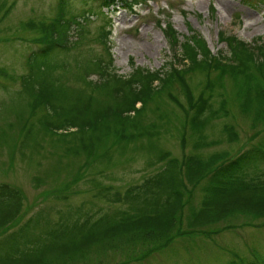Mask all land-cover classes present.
<instances>
[{
  "label": "trees",
  "instance_id": "1",
  "mask_svg": "<svg viewBox=\"0 0 264 264\" xmlns=\"http://www.w3.org/2000/svg\"><path fill=\"white\" fill-rule=\"evenodd\" d=\"M147 1L57 0L52 16L29 18L17 25L31 34L22 37L31 44L23 56L25 72L15 73L0 65V89L10 90L1 78L19 84L15 92L21 100L11 109L13 119L6 126L0 124V154L7 149L11 159L16 155L48 159L51 166L34 177L36 186L60 171L75 170L53 197L61 201L69 200L88 175H103L100 166L130 151L152 154L147 165L158 167L124 192L89 179L95 198L125 208L85 215L78 208L64 216L58 213L57 219L43 209L35 213L37 204L26 205L19 187L0 182V264H67L122 244L133 249L131 257H146L168 241L191 231L202 232L230 217L264 219V181L254 178V170L264 164V135L236 155L216 152L203 157L197 152L215 145L207 141L204 131L212 121L229 114L227 81L252 111L255 126H264V40L250 44L223 33L227 51L215 54L196 30L181 40L167 23L164 32L173 53L166 63L155 70L132 63L128 75L120 74L112 52V15L118 8L134 12ZM242 1L254 7L264 3ZM75 2L81 6L75 7ZM15 6L16 0H0V23ZM96 18L101 25L94 41L102 44L104 52L89 48L91 55L75 59L76 70L68 73L67 58L84 43L87 26ZM73 34L78 37L70 40ZM69 74L81 84L69 83ZM197 74L202 78L193 82ZM218 94L223 101L216 107L213 99ZM169 99L183 111L178 114ZM7 110L4 107L0 112V120ZM224 130L229 141L238 138L234 124H225ZM173 131L181 134L183 147L189 135L196 136L195 150L179 158L157 146L162 136ZM37 163L42 165L40 160ZM198 186L203 192L201 204L184 219L188 195ZM151 236L158 240L139 252L134 250L135 240ZM92 262L100 264L97 259ZM229 264L256 263L232 259Z\"/></svg>",
  "mask_w": 264,
  "mask_h": 264
},
{
  "label": "rangeland",
  "instance_id": "2",
  "mask_svg": "<svg viewBox=\"0 0 264 264\" xmlns=\"http://www.w3.org/2000/svg\"><path fill=\"white\" fill-rule=\"evenodd\" d=\"M56 2L57 0H16V6L11 14L0 23V65L19 74L26 71L23 56L28 53L31 43L23 41L22 37H31V34L27 35L23 30L17 29V25L29 18L52 16ZM76 6L80 7L81 4L75 2ZM112 16L114 23L111 37L112 52L118 72L125 75L132 71V63L152 70L161 68L166 63L173 53H171V44L164 32L167 23L173 25L181 40L196 30L215 54L227 51L225 43L221 40L223 33L235 34L250 44L259 38L264 40V3L254 7L245 4L242 0H148L138 6L134 12L118 8ZM100 23V18H96L88 24V37L67 58L70 62L68 73L76 70L75 59H83L91 55L89 48H94L98 54L104 52L102 44L94 41ZM77 37V34H73L70 40H75ZM68 76L69 83L81 84L70 74ZM92 77L96 78V75ZM201 78L202 76L197 74L193 77V82ZM3 79L1 78L9 84L10 88L9 91L0 89V112L4 107L9 110L0 120V124L6 126V121L13 119L11 109L18 106L21 100L15 92L20 88L19 84ZM227 87L226 106L229 114L215 119L205 129L204 134L207 141L213 140L215 145L201 147V150L197 152L203 157L216 152H229L231 155H236L250 148L264 135V126L262 124L255 126L252 111H248L237 97L235 86L233 85L232 89L227 81ZM180 97L185 103L184 96L180 95ZM169 100L171 108L175 106L178 114L183 111L174 101ZM213 100L216 107H219L223 101L219 94ZM155 105L153 103L151 109ZM227 123L235 125L238 133L235 141L231 142L228 139L229 136L224 130ZM195 140L196 136L189 135L187 144L183 147L181 134L173 131L162 136L157 141V146L170 150L173 156L180 158L184 153L195 150ZM6 151L7 149L3 155L0 154V182L19 187L27 198L26 205L36 203L35 213L43 209L54 219L68 214V211H76L78 208L83 215L109 213L123 209L124 205L95 198L93 196L95 188L91 186L89 179L95 178L102 185H112L114 190L124 192L129 186L141 183L158 167L152 168L147 165L152 154L130 151L127 155L119 156L115 162L100 166V169L105 170L103 175H88L86 180L80 182L74 189L76 192L69 196V200L61 201L53 197L58 194V187L74 176L75 170L62 174H60L62 171L54 172L58 175L36 186L34 177L49 169L50 161L38 157L36 159L21 158L17 155L11 159ZM38 160L42 162V167L37 163ZM254 171L255 180L264 181V164ZM193 193L188 195L190 199L185 206L184 219L201 204L203 198L201 186L195 188ZM204 228L200 229L203 230L202 232L191 231L168 241L169 243L167 242L146 257H131L133 249L122 244L118 246L119 248L107 249L99 253L93 252L84 260L80 257L73 258L67 264H92L95 259L100 264H229L232 259L264 264L263 218L252 219L239 215ZM153 240L158 239H153L152 236L137 239L133 243V248L139 252L143 247L154 243ZM160 242H166V239Z\"/></svg>",
  "mask_w": 264,
  "mask_h": 264
}]
</instances>
